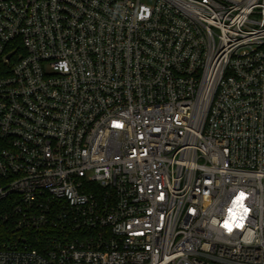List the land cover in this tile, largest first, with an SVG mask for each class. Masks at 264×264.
I'll return each mask as SVG.
<instances>
[{
    "label": "built area",
    "instance_id": "obj_1",
    "mask_svg": "<svg viewBox=\"0 0 264 264\" xmlns=\"http://www.w3.org/2000/svg\"><path fill=\"white\" fill-rule=\"evenodd\" d=\"M0 264H264V0H0Z\"/></svg>",
    "mask_w": 264,
    "mask_h": 264
},
{
    "label": "snow or ice",
    "instance_id": "obj_2",
    "mask_svg": "<svg viewBox=\"0 0 264 264\" xmlns=\"http://www.w3.org/2000/svg\"><path fill=\"white\" fill-rule=\"evenodd\" d=\"M243 195H244V194H243V193H241V197H243ZM246 211H247V209H246ZM225 227H227V225H225ZM229 230H231V229H229Z\"/></svg>",
    "mask_w": 264,
    "mask_h": 264
}]
</instances>
